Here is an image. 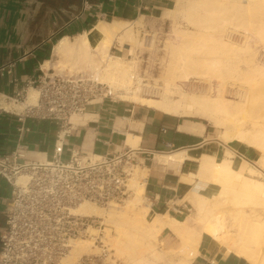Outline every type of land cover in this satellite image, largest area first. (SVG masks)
I'll use <instances>...</instances> for the list:
<instances>
[{"label":"bare ground","instance_id":"bare-ground-1","mask_svg":"<svg viewBox=\"0 0 264 264\" xmlns=\"http://www.w3.org/2000/svg\"><path fill=\"white\" fill-rule=\"evenodd\" d=\"M184 10L190 15L189 22L196 24L201 33L198 30L200 34L196 39H186L178 49H171L173 58L164 69L163 87L160 86L162 91L157 98L141 97L138 90L133 89L134 81L140 82L133 60L124 61L110 55L115 42L127 47L130 43V49L121 50L134 55L133 46L136 48L140 41L129 23H98L92 31L74 41L64 38L54 47L53 58L57 63L73 59L83 64L81 66L86 65L98 81L119 91L126 102L148 105L173 116L200 118L216 126L224 122L227 127L220 137L225 143H234L227 135L232 130L234 140L257 152L264 161V66L254 63L255 46L252 48L248 36L256 33L264 46V0L187 1ZM258 17H262L260 22ZM240 29L244 30L242 36H238ZM205 31H210L207 36L203 34ZM223 32L228 40L243 39L240 48L226 43L220 36ZM233 58L239 59L243 66L227 68L226 64ZM96 59L104 65L100 67ZM49 66L48 63L45 68ZM212 76L222 83L229 78L232 80L233 89L227 95L234 100L220 95L214 99L208 96V85L204 83ZM193 79L197 81H192L191 88L196 91V86L201 85L200 94L185 93L182 88L184 82ZM36 100L37 92L31 89L25 106L35 105ZM130 140L128 136L127 146L132 145ZM134 140L137 142L136 138ZM184 155H174L173 159L181 161ZM230 156L227 152L221 162L207 155L200 159L196 178L216 185L218 191L211 198L193 196L194 217L187 216L184 222L168 215L146 219L150 208L142 206L144 186L135 181L137 178L131 181L133 192L123 205L101 209L83 204L74 212L103 219V243L122 264H190L203 235L251 264H264V185L244 177L243 171L253 172L246 167L248 163L240 159L246 165L239 163L234 167ZM164 228L179 240L176 250L162 251L155 247L156 238ZM97 232L91 229L89 238L73 242L61 264H73L82 256L95 254L97 247L92 237Z\"/></svg>","mask_w":264,"mask_h":264},{"label":"crops","instance_id":"crops-1","mask_svg":"<svg viewBox=\"0 0 264 264\" xmlns=\"http://www.w3.org/2000/svg\"><path fill=\"white\" fill-rule=\"evenodd\" d=\"M176 2L0 0V156L13 152L20 144L24 146L25 157L31 161H47L52 157L57 125L35 118H25L21 123L17 115L23 113L26 104H10L4 99L13 97L27 83L52 70L45 65L51 64L54 47L60 40L74 41L88 34L98 23L153 20L173 10ZM188 118L165 114L139 103L105 99L87 108L82 116L71 118L73 129L66 140L62 159L66 160L71 150L103 155L134 145L133 148L146 151L148 155L141 173L145 175L144 201L150 208L147 218L168 215L184 222L194 213L189 198H211L218 191L216 185L195 176L204 155L221 162L229 152L235 164L240 163L239 159L253 162L256 155L245 146L223 144L211 138L204 124ZM20 129L23 131L19 132ZM128 136L130 146H127ZM135 138L137 142H133ZM178 154H185L181 161L173 159ZM162 158L167 160L164 162ZM9 199L10 188L0 179V230ZM156 239L162 251L176 250L179 245L168 228ZM192 261L190 264H250L206 235L201 237Z\"/></svg>","mask_w":264,"mask_h":264},{"label":"built area","instance_id":"built-area-1","mask_svg":"<svg viewBox=\"0 0 264 264\" xmlns=\"http://www.w3.org/2000/svg\"><path fill=\"white\" fill-rule=\"evenodd\" d=\"M151 20L144 19L142 27H135V22L129 24L148 39L151 29L147 22ZM138 79L140 82L135 81L133 87L141 96L160 95V87L152 81L149 84L146 74ZM28 89L36 90L37 100L35 105L23 108L18 121H51L58 130L52 157L47 161L27 159L20 144L13 152L0 156V179L10 188L0 230V264H61L72 243L89 238L91 229L98 231L92 237L98 253L82 256L73 264H112L111 252L102 240V222L74 210L83 204L101 209L123 205L133 192L130 182L141 172L148 154L130 147L103 155L71 150L63 160L66 140L73 129L71 118L82 116L102 100L117 102L119 98L93 74L61 76L52 69L4 101L25 104ZM143 179L138 180L140 184Z\"/></svg>","mask_w":264,"mask_h":264},{"label":"rangeland","instance_id":"rangeland-1","mask_svg":"<svg viewBox=\"0 0 264 264\" xmlns=\"http://www.w3.org/2000/svg\"><path fill=\"white\" fill-rule=\"evenodd\" d=\"M181 1H183L182 6H181V3H182ZM181 1L177 0L176 6L173 10H171L169 12H165L164 14L160 15L158 18H155V19L147 22L148 27L151 29L150 37L148 39L142 38V36L139 35L138 29H133V27L129 26V28L130 27L132 28L131 29L132 33L140 41L139 44L136 46V48H134L135 46H133V49H134L133 54L134 55L127 54L126 51H123V50L130 49V47H129V46H131L130 43H128L129 46L127 47V46L117 45L119 43H116V42L113 43L112 47L109 50L110 55H112L114 57H120L124 61H132L133 60L135 62L134 63L135 64L134 65L135 75L137 74L136 76L138 78L143 77V73H144V74H146L147 77H150V79L147 80L149 82V84H151V81H152L154 84L158 85L159 87L160 86L163 87V77L162 76L164 73V69L167 66V64L169 63V61L173 58V55L170 52L171 49L172 48L178 49L180 47V45L186 41V39H189V41L196 39V36H198L201 33L200 29L198 28V26L196 24L189 22V16L190 15H189V13H187L184 10L185 9V3H187V1L193 2L196 0H181ZM261 18L262 17H258V19H257L258 22L261 21ZM144 23H146V22H143V20L141 19V20L137 21L134 26L135 27H142V26H144ZM198 30L200 33L198 32ZM257 30H259V32L261 31L259 28ZM238 31H240V32H238V36L244 35L243 29H240ZM207 32H210V31H207ZM207 32L205 31L203 34L205 36H207V34H206ZM211 34H214V33L211 32ZM220 34L219 35L223 39H225L226 43H228V44L230 43L231 45L236 47V49H239L240 45H242L241 41H243V39L241 40L238 36H237V38H239V39H233V41H231V40H228L226 38L225 32L220 33ZM255 34L249 33V35H248L250 37L249 43L251 45L253 44L252 48H253V46H255L253 49L255 50L256 53H255V57H254L253 61L255 60L254 63L257 65L261 64L260 66H264V46L262 45V43H260V40L257 38L258 35H255ZM215 35H217V34H215ZM236 35L237 34L235 33V36ZM224 36H225V38H224ZM126 44H127V42H126ZM254 44H256V45H254ZM122 48H123V50H121ZM98 59H96L95 61L97 64L100 65V67H102L104 64H102V63L100 64L99 63L100 60L98 61ZM73 61H74L73 59H68V60H63L61 63H57L55 61V59L53 58V60L50 64V67L54 70V73L56 75H61V76H71V75H76V74H80V73L81 74H92L93 73V71L90 68H88L86 65L81 66L83 64L75 63ZM241 66H243V63L240 62L239 59L235 60L234 58L226 64V67L230 68V69H235V68H238ZM93 75H94V73H93ZM207 80H208L207 81L208 83H204V84L208 85L207 86L208 89L206 92L210 98L214 99L215 96L217 97L218 95H220L221 97L224 96L223 97L224 99H228L231 101L234 100L233 98H231L229 96V94L227 95V93H229L233 89L232 88L233 86L231 85L232 80H230V78L227 79V81H225L223 83L220 82V80H218L214 76L209 77V79H207ZM192 81L194 83L197 81V79H193V80H191V82H184L183 83L182 88H183L184 92L185 93L200 94L199 91L201 90V88H199V87L201 85L197 84L198 86H196V91L192 90V88H191ZM99 82L102 83L101 81H99ZM134 83H135V81H134ZM103 84H106V83H103ZM106 85H108V84H106ZM263 88H264V86H263ZM133 89H135V88L133 87ZM113 90L115 91V89H113ZM161 91H160V93H161ZM263 91H264V89H263ZM115 92H116L117 96L119 95L118 96L119 100H124L123 97H121V94L119 93V91L116 90ZM138 95H140V94L138 93ZM141 97H145V96H141ZM145 98H148V97H145ZM2 105H4V104H2ZM227 105H230V104L227 103ZM146 106H148V105H146ZM148 107H151V106H148ZM188 119L204 124L205 127L207 128V130L209 132V136L211 138H215L219 142H222V143L224 142L220 136H221V133L224 132L225 128L227 127L226 123L221 122L220 125L216 126V125H213L212 123L204 121L200 118H188ZM232 133H233L232 130L227 132V135L230 138V140H232L236 144L244 146L242 143H239L232 138ZM225 144H227V143H225ZM240 163L243 164V162H240ZM246 163H248V162H246ZM233 164H234V167H236L238 165L235 163H233ZM243 165H246V164H243ZM248 165L249 166L246 165V167L251 168V170L255 174L253 172H252L253 173L252 174V173H248L247 171H243L242 172L243 176L244 177L247 176L248 179L257 181L260 184L264 185V161L259 159V155L257 152H256V155H255L253 162L248 163ZM137 174H136V177L134 178V180L137 178L135 181H137L139 183V185L141 186V184L138 180L140 178H144L145 175H143L144 173H141L140 171L137 172ZM131 184H132V182H130V185ZM142 186H144V185H142ZM188 200L191 203V205L195 202L193 196L191 198H189ZM142 206L147 207V204H145L143 196H142ZM191 217H194V213H193V215H191ZM146 219L149 220V218H147V217H146ZM99 220H100V222H102L103 219L102 220L99 219ZM102 224H103V222H102ZM104 228H105V225L103 224V229ZM156 243H157V246L155 245V247L157 249L161 248L159 245V242L157 241ZM97 253H98V251L95 254H97ZM111 254H113V251H111ZM112 260H113L112 264H114V263L120 264L121 263V261L118 258H116L114 255H112ZM118 261H120V262H118Z\"/></svg>","mask_w":264,"mask_h":264}]
</instances>
